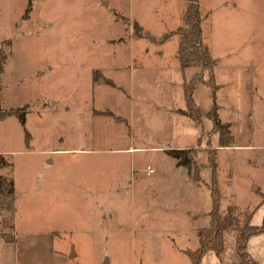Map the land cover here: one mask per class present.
I'll use <instances>...</instances> for the list:
<instances>
[{"label": "rangeland", "instance_id": "1", "mask_svg": "<svg viewBox=\"0 0 264 264\" xmlns=\"http://www.w3.org/2000/svg\"><path fill=\"white\" fill-rule=\"evenodd\" d=\"M103 1L0 0V109L26 106L24 125L0 119V148L24 147L25 128L37 149L80 148L46 167L44 154L15 153L0 170L3 185L20 186L14 215L0 211V231L17 236L0 235V264H192L186 249L211 218L213 165L232 224L203 264H264V233L248 257L233 249L244 223L264 215V0H200L218 87L216 97L194 88L199 121L172 112L187 106L182 82L198 70L179 69V34L154 42L134 28L176 30L185 0ZM215 103L236 146L214 151ZM181 146L191 169L166 150Z\"/></svg>", "mask_w": 264, "mask_h": 264}, {"label": "trees", "instance_id": "2", "mask_svg": "<svg viewBox=\"0 0 264 264\" xmlns=\"http://www.w3.org/2000/svg\"><path fill=\"white\" fill-rule=\"evenodd\" d=\"M185 3L186 7L183 12L184 15L182 16L183 23L172 32H166L156 36L149 30L143 29V26H141L138 21H135L134 28L135 30H140L138 32L140 37H148L149 40L154 42L165 41L170 36H172L173 33L179 34L177 57L180 61L182 70L187 67L189 68V66L198 68V70H195L193 73H191V76L187 77L185 75L184 77L183 89L187 106L186 108L181 109V111L190 118L199 121L201 120L202 112L194 99V88L198 83L211 86L214 88V96L216 97L218 85L215 82L214 68L217 65V59L213 57L209 45L203 40V28L201 26L203 16L202 12L200 11V0H185ZM27 9H29V7H27ZM2 69L3 66L0 64V70ZM206 73H208V76H205ZM25 107L26 106L23 105V107L16 109H0V119L6 118L9 115H16L19 118L21 124L24 125L26 113ZM106 113L114 115L112 111H106ZM209 116L213 120V130L215 132H219L220 134L219 146L231 145V141L234 139L230 129L231 123L219 119L218 104L215 103L214 107L209 111ZM29 135V131L25 128L26 140H28ZM211 149L215 151L217 150V147H212ZM166 150L178 158V164L187 165L191 169V164L192 161H194V157L189 154V150L187 148H169ZM9 164H12V162L8 161L0 154V166H8ZM212 167L213 181L211 184V195L213 196V203L210 212L211 219L208 226L200 228V246L195 248V250L186 249L188 256L191 258L192 264H201L204 254L211 249L215 250L217 253L220 252L223 247V242L221 241L222 230L225 228V226H230L232 224V217L230 215H225L222 217V214L219 210L220 195L218 190V180L216 179V166L213 165ZM3 180L4 176L0 174V194H4V202L0 203V211H7L9 214H13L16 207L14 201V180L13 177L10 178L9 183L6 185H3ZM258 233H264V217L258 224H251L249 221L244 223V226L241 227L240 233L236 238L240 253L247 257L249 256L247 250L245 249L248 245V239L249 237ZM0 235L8 241L15 240L13 234L10 235L4 231H0ZM241 264L247 263L241 262Z\"/></svg>", "mask_w": 264, "mask_h": 264}, {"label": "crops", "instance_id": "3", "mask_svg": "<svg viewBox=\"0 0 264 264\" xmlns=\"http://www.w3.org/2000/svg\"><path fill=\"white\" fill-rule=\"evenodd\" d=\"M257 1H259V0H257ZM260 12L261 13H264V11H263V9L261 8L260 9ZM171 37V36H170ZM169 37V38H170ZM168 38V39H169ZM167 40V39H166ZM165 40V41H166ZM163 42V41H162ZM158 51H159V53L161 54V55H163L164 54V50L161 48V49H158ZM175 55V58L176 59H178V57H177V52L176 51H174V53H173V56ZM174 63H175V61H174ZM177 65H178V67H179V69L181 70V67H180V61H179V59L177 60ZM101 70H102V72H104V73H107L106 71H104L105 69H103V68H100ZM182 71V70H181ZM183 72V71H182ZM109 78H111V77H109ZM110 81L111 82H109V83H111L112 85H114V86H118V87H121L123 90H126L125 89V87L123 86V84L120 82V81H117V80H115L114 78L112 79H110ZM182 89H183V82H182ZM183 91H184V89H183ZM195 91V90H194ZM129 96V95H128ZM184 98H185V94H184ZM185 104H186V101H185ZM187 105V104H186ZM175 108H186V106H181V105H177V106H174L173 108H172V112L174 113V114H181V115H186L185 113H183V112H180V111H176V109ZM109 110L110 111H112L113 113H114V111L113 110H111L110 108H109ZM116 112V111H115ZM10 116V115H9ZM8 116V117H9ZM188 116V115H187ZM8 117H6V118H3V120L4 119H7ZM189 117V116H188ZM18 118V117H17ZM104 121H106V122H108V120H104ZM18 122L21 124V122H20V120H19V118H18ZM117 122H121V121H117ZM109 123V122H108ZM102 124V123H101ZM22 125V124H21ZM104 125H107V124H104ZM29 131V130H28ZM30 133V132H29ZM24 140L26 141V143H25V145H24V147H22V148H16V147H9V148H0V154L2 155V156H4L8 161L11 159V157L10 156H15L14 154L15 153H22V154H36V155H39V154H44L43 155V161H42V164H43V166L44 167H46L47 165L48 166H51L54 162H55V158H54V156H53V154H55V153H57V152H75V151H78V150H80V148H78V147H76V146H70V147H68V148H41V147H39V149H37V148H35L34 146H33V143H32V136H31V133H30V135H29V137H28V140H26V137H25V133H24ZM188 146V145H187ZM187 146H181V147H178V148H185V147H187ZM228 146H236V145H234V143H232L231 145H222V146H219V144L218 145H216V147L218 148H222V147H228ZM166 149H168V148H166ZM13 159V158H12ZM12 162H13V160H12ZM5 168V166H0V170H1V173H3V169ZM198 177H197V175H195L194 176V179L196 180ZM13 180H14V184H13V186H14V192H15V199L17 198V195H18V193H19V183H18V179H16V177H15V179H14V177H13ZM256 186H258V185H255L254 187H256ZM254 187L252 186L251 188L252 189H254ZM257 189V188H256ZM212 198H213V196H212ZM15 201V200H14ZM212 203H213V199H212ZM15 206H16V201H15ZM212 208V207H211ZM211 208H210V212H211ZM15 210H16V207H15ZM14 213H15V211H14ZM14 213H13V215H14ZM211 215V214H210ZM263 217H264V215H263ZM263 217H262V219H263ZM211 219V218H210ZM262 219H261V221H262ZM210 221V220H209ZM260 221V222H261ZM259 222V223H260ZM255 224H258V223H255ZM209 225V223L207 224V225H205V226H208ZM205 226H201L200 228H202V227H205ZM199 231H200V229H199ZM258 234H263V233H258ZM13 235H14V237H15V240H13V241H8V240H6L5 238V242H9L10 244H12V243H14L15 244V242L17 241V236L15 235V233H13ZM236 236L234 237V245H233V249H234V251H236L237 250V243H235V242H237V240H236ZM252 238V236L251 237H249V241H248V244L250 243V239ZM15 241V242H14ZM248 246V245H247ZM250 253V252H249ZM251 254V253H250ZM207 255V254H206ZM206 255H205V257H206ZM204 257V258H205ZM204 258H203V260H202V262H201V264H203V262H204ZM191 259V258H190ZM234 261H236V260H234ZM262 261V260H261ZM192 262V261H191Z\"/></svg>", "mask_w": 264, "mask_h": 264}, {"label": "water", "instance_id": "4", "mask_svg": "<svg viewBox=\"0 0 264 264\" xmlns=\"http://www.w3.org/2000/svg\"><path fill=\"white\" fill-rule=\"evenodd\" d=\"M103 3H107L106 0L103 1ZM74 251L71 253V256H73ZM102 264H109L108 259H104V262Z\"/></svg>", "mask_w": 264, "mask_h": 264}, {"label": "built area", "instance_id": "5", "mask_svg": "<svg viewBox=\"0 0 264 264\" xmlns=\"http://www.w3.org/2000/svg\"><path fill=\"white\" fill-rule=\"evenodd\" d=\"M148 167V169H149V172H152L153 170H154V168L152 167V166H147Z\"/></svg>", "mask_w": 264, "mask_h": 264}]
</instances>
